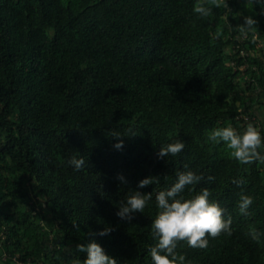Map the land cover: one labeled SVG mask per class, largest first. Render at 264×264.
Here are the masks:
<instances>
[{"label":"trees","instance_id":"trees-1","mask_svg":"<svg viewBox=\"0 0 264 264\" xmlns=\"http://www.w3.org/2000/svg\"><path fill=\"white\" fill-rule=\"evenodd\" d=\"M248 15L257 24L244 33ZM260 110L264 11L252 0H0V264H82L76 245L91 239L118 264H151L155 195L184 170L203 179L182 194L208 188L231 235L176 251L191 264H264V235H247L264 233V161L241 163L208 140L248 123L264 135ZM177 138L183 151L158 159ZM148 176L159 182L138 188ZM132 191L153 198L120 220ZM242 194L253 198L247 215Z\"/></svg>","mask_w":264,"mask_h":264},{"label":"clouds","instance_id":"clouds-1","mask_svg":"<svg viewBox=\"0 0 264 264\" xmlns=\"http://www.w3.org/2000/svg\"><path fill=\"white\" fill-rule=\"evenodd\" d=\"M252 2L264 11V0H252ZM193 11L200 17H208L212 10L199 4L194 7ZM256 24L255 17L248 15L243 17V24L239 27L242 32L246 33ZM109 135L116 138L124 136L116 131H111ZM134 135L132 133L129 136ZM208 140L213 144L226 146L231 150V156L241 163L247 164L254 160L264 161V154L258 151L261 146H264V135L253 123H248L244 130L239 132L230 125L214 128L209 131ZM113 148L122 151L124 141L118 139L113 144ZM184 148V140L177 138L174 142L160 146L156 156L158 159L168 155L175 156L180 154ZM68 163L75 169H79L84 161L73 156ZM117 179L126 182L123 174H118ZM202 179V175L192 170L179 171L171 186L156 193L157 214L151 223L156 243L149 248L151 264H191L184 254L176 251L179 242L186 241L189 247L205 249L209 246L208 237H217L222 232L231 235V217L225 218V209L218 202L210 199L211 192L208 188H202L190 198H185L182 194L187 186L196 185ZM154 182L159 181L156 177L148 176L141 179L137 187L144 188ZM234 183L239 185L242 181L236 180ZM191 190L189 188V191ZM152 198V193L142 194L140 191H132L125 201L119 202L120 206L115 214L120 220L130 222L134 219L135 213L143 212ZM252 203L251 196L240 195L239 212L247 215ZM113 230L111 226H106L98 233H89V235L103 237ZM247 235L252 240L259 241L264 233L250 226ZM76 251L86 254L82 264H118L117 260L109 256L95 239H91L87 244H77ZM77 264L80 262L77 261Z\"/></svg>","mask_w":264,"mask_h":264},{"label":"rangeland","instance_id":"rangeland-1","mask_svg":"<svg viewBox=\"0 0 264 264\" xmlns=\"http://www.w3.org/2000/svg\"><path fill=\"white\" fill-rule=\"evenodd\" d=\"M258 114H259L260 119L263 120L264 119V110H260L258 112Z\"/></svg>","mask_w":264,"mask_h":264}]
</instances>
